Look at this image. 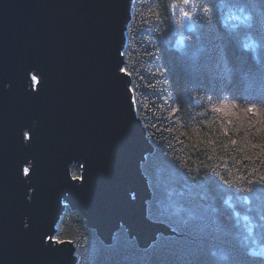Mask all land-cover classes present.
<instances>
[{
    "label": "trees",
    "instance_id": "trees-1",
    "mask_svg": "<svg viewBox=\"0 0 264 264\" xmlns=\"http://www.w3.org/2000/svg\"><path fill=\"white\" fill-rule=\"evenodd\" d=\"M131 16L124 69L165 232L143 247L122 227L107 245L67 208L56 238L77 264H264V0H134Z\"/></svg>",
    "mask_w": 264,
    "mask_h": 264
},
{
    "label": "water",
    "instance_id": "water-1",
    "mask_svg": "<svg viewBox=\"0 0 264 264\" xmlns=\"http://www.w3.org/2000/svg\"><path fill=\"white\" fill-rule=\"evenodd\" d=\"M133 1L0 0V264H77L56 238L67 208L107 245L122 227L143 247L165 232L121 71Z\"/></svg>",
    "mask_w": 264,
    "mask_h": 264
},
{
    "label": "snow or ice",
    "instance_id": "snow-or-ice-1",
    "mask_svg": "<svg viewBox=\"0 0 264 264\" xmlns=\"http://www.w3.org/2000/svg\"><path fill=\"white\" fill-rule=\"evenodd\" d=\"M191 2V0H183L184 4H189ZM185 16H187L188 14L185 12L184 13ZM122 72H124L126 75H131V73L127 72V69H121ZM133 92H135V89H132ZM217 111H221V109H216ZM246 111L251 112V113H255L256 109L254 107H249L246 109ZM30 139V137H28ZM233 144H236V141H232ZM25 174H28V169H24ZM261 180H264V176L261 177ZM60 241H58L59 243Z\"/></svg>",
    "mask_w": 264,
    "mask_h": 264
},
{
    "label": "rangeland",
    "instance_id": "rangeland-1",
    "mask_svg": "<svg viewBox=\"0 0 264 264\" xmlns=\"http://www.w3.org/2000/svg\"><path fill=\"white\" fill-rule=\"evenodd\" d=\"M36 80L37 79H35V82H36ZM221 100L224 102V105L225 106H229V105H231V106L235 105V106H239V107L241 106V104L239 102H237V101H235V102L234 101H231L230 98H227V99L226 98H223ZM27 169H28V172H29V168H27Z\"/></svg>",
    "mask_w": 264,
    "mask_h": 264
}]
</instances>
